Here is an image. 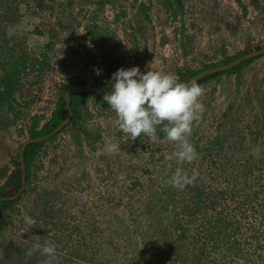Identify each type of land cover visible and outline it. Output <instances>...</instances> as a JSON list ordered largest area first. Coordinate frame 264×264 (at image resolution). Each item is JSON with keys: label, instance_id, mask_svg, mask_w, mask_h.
<instances>
[{"label": "trees", "instance_id": "16d2710c", "mask_svg": "<svg viewBox=\"0 0 264 264\" xmlns=\"http://www.w3.org/2000/svg\"><path fill=\"white\" fill-rule=\"evenodd\" d=\"M31 1L38 10L52 8L45 0ZM89 1L82 0V3ZM21 2L22 0H0V131L26 117L29 123L23 136L35 138L49 133L65 118L67 110L64 92L71 85L92 84L105 93L113 90V81L106 82L100 74V63L96 56L100 54L103 63L112 70L126 42L113 36L104 21L98 22L101 19L98 14L101 11L99 5L103 6L104 0H97L99 8L91 12L89 21L84 26L82 41H74L72 48L79 55V46H83L85 57L81 58L86 69L93 73L92 83H88L83 77L68 78L66 83L57 85L56 97L48 116L39 113L30 115L27 107L33 99L28 98L23 102L19 100V94L27 84L25 75L30 70H48L51 65L48 56L32 58L15 42L10 43L7 37L5 27L16 25L23 16ZM185 2L186 0H133L129 4V11L121 6L114 12V21L127 17L123 36L137 51L147 33L151 10L155 8L162 11L166 20L173 23V38L183 55H186L195 35L189 31L188 25L192 27V24H188L185 14L190 9L184 7ZM59 6L65 8L62 2ZM242 6L246 10L245 4ZM35 12L38 11H33ZM62 26L70 27L71 23L68 21ZM213 28L217 29V25ZM36 32L41 33L37 29ZM165 40L168 38L163 36L162 44ZM260 47V43L254 44L250 50ZM218 52L220 58L217 61H204L200 67H177L175 77L178 82L185 83L202 70L227 64L246 53L242 50L229 53L224 43L219 46ZM262 57L264 53L196 81L202 87L228 82L232 89V100L220 110V117H216L219 121L215 125V131L206 129L199 135L205 113L196 124L190 143H193L198 157L192 163L178 165L173 160L174 164L168 167L165 163L162 164L165 157L124 159L110 154H105L109 157H98L96 167L99 174L95 176L107 187L100 197L121 212L114 213L105 226H101V219L98 224L94 222L96 217L88 221L86 218L79 220L83 214L81 208L77 209L81 213L78 217L72 214L70 202L74 197L84 200L89 195V189L93 193L98 192L93 177L88 179V173L79 169L81 166L78 161L72 158L74 151L68 152L65 157L51 156L49 161L44 157L56 148L55 141L61 133L69 134L79 153L86 147L92 153L101 148L100 134L87 123L90 113L87 102L92 99L96 109L99 107L109 114L114 113L94 92L71 94L72 116L69 122L49 139L25 146V188L13 200H0V240L6 233H10V236L16 234V230L20 228L25 232H43L51 239V243L58 240L74 244V240L70 239L74 235L78 240L75 244L77 249L73 248L68 254L56 249L54 264H264V105L258 107L254 103V100L259 104L264 102L256 100L264 85V70L258 77L255 61ZM252 69L256 71L253 72ZM214 88L209 93H213ZM212 99L214 98L207 105ZM160 127L162 126L157 128V135L163 140L164 133ZM140 141L138 137L134 144ZM164 142L169 144L166 140ZM134 146L130 147L129 153L139 152ZM247 146L253 150L257 147L256 151L261 157H252V152L245 156ZM156 151H162L161 147H157ZM18 153L19 147L15 156L10 159L11 170L7 165L0 167L1 196L13 195L20 187ZM177 167H181L189 175L193 169L198 171L194 184L183 190L166 184ZM70 173L72 174L69 175ZM76 173H80L79 176ZM143 178L146 183L142 182ZM40 183H44V186L34 199L36 205L28 206L34 211L31 217L36 223L28 226L24 222L25 216L21 213L19 202L36 191L41 186ZM141 191L142 194L139 195L138 192ZM124 195L126 198H123ZM88 226L91 230L87 231L84 227ZM62 229L69 231H61ZM108 230L115 232L106 239V231L110 232ZM119 232L122 234L119 235ZM96 237L101 239L99 243ZM85 239H93L94 244H88ZM18 242L3 245V264H43L46 257L39 253L30 259L26 257L27 249L32 246L30 242ZM82 247L85 248L80 250ZM86 249H92L90 254L85 253Z\"/></svg>", "mask_w": 264, "mask_h": 264}, {"label": "rangeland", "instance_id": "374dc122", "mask_svg": "<svg viewBox=\"0 0 264 264\" xmlns=\"http://www.w3.org/2000/svg\"><path fill=\"white\" fill-rule=\"evenodd\" d=\"M45 1H47L46 3L49 6L52 5L51 9L38 10L33 1L26 0L24 2V0H22L21 11L23 16L21 20L16 25L5 27L10 43L15 42L17 46L26 50L32 58L36 56H48L50 60L51 66L48 70L42 72L30 70V72L25 75L27 84L20 92L19 100L23 102L28 98L33 99L32 103L27 107L30 115L39 113L48 116L56 97L57 85L66 83L68 78L83 77L88 83H92L93 73L86 69L81 58L82 56L85 57L83 46H79V55L75 54L72 48L74 47V41H82L81 37L85 35L84 26L88 23L91 12L97 11L99 7L101 11L98 12V14L101 19L98 22L101 23V21H104L109 28L108 31L111 32L113 36L121 39L122 42H126L124 48L119 52V58L115 61L116 63L113 65L112 70L107 67L106 63H103L100 54L96 56L100 63V74L104 77L106 82L112 80V74L118 69H129L134 66H138L142 73H146V71L151 69L163 71L175 77V70L177 67H182L184 65L200 67L201 63L204 61H217L220 58L218 49L223 43L229 53L238 50L250 51L251 45L254 44L260 43L261 46L264 45V0H240V2L237 0H186L184 7L190 10H186L185 17L188 24H192V27L190 24L188 25L189 31L195 35L192 47L186 55H183L182 49L173 38V23L166 20V15L155 8L151 10V21L147 25L145 38L141 40L139 49L135 51L133 46H131L123 36V27H125L124 21L127 20V17H122L114 21V12L119 10L121 6L126 7L129 11V4L133 0H104L103 6L99 5V7L97 0H90L84 4L82 0ZM60 2L65 5V8L62 9L59 6ZM242 4H245L246 10H244ZM33 11L38 12L33 13ZM68 21L71 23V26L63 28L62 24ZM215 25H217V29L213 28ZM36 29L41 32L39 33L40 35L37 34L38 32H36ZM163 36H166L168 40H165L162 44L161 40ZM86 44H88V41H86ZM255 63L257 65L255 69L259 71L257 75L260 77L264 70V57L260 60H256ZM255 69H252V71L254 72ZM230 86L228 82H223L214 86L210 85L208 87H203L205 95L201 97V101L205 106V116L203 118L204 122L199 128V135H202L206 129L215 131V125L219 121L218 119L216 120V117H220V110L232 100V89ZM212 87H215L212 91L213 93H209ZM211 98L214 99L207 105V102L210 101ZM256 100L264 101V85ZM254 103L258 107L264 105V102L259 104L255 100ZM87 107L90 111V113H88L87 123L91 128L97 129V132L100 134L99 142L101 148L92 153L87 151L88 148L86 147L85 150L79 153L69 134L61 133L55 141L57 143L56 148H53L51 153L49 152L44 157H47L49 161L51 156L65 157L68 152L71 153L74 151V156L72 158L78 161L81 166L79 169H84V173H88V179L93 177L98 192L93 193L89 189V195L86 196L84 200L74 197L73 201L70 202L72 204V214L78 217L81 213L77 211V209L81 208L83 214L79 220L81 218H83L82 220L86 218V221H88L96 217L94 222L98 224V222H101L99 219H101V226H105L107 220L110 221L114 213L119 214L120 212V209L112 208L106 199L100 197L107 187L100 178L95 176L99 174V170L96 167V162L99 160L98 157H109L105 155L107 154L104 150L106 142L112 140L118 143L121 151L113 155L114 157L118 156L124 159H127V157H165L166 154L175 150V145L165 143L164 139H158L156 142L151 143L154 145H151L143 135L139 137L141 140L140 143L134 144V141L129 140L125 134L114 127L113 120L115 114H109L106 110H102L99 107L96 109L92 99L87 102ZM213 113L215 114L214 117ZM28 123L29 120L24 117L19 119L16 123H13L7 129L0 131V167L7 165L9 170H11L12 165L10 159L15 156L16 149L25 138L23 135L26 132ZM196 124L197 123L194 124L193 129ZM189 140L192 142L191 136ZM133 145H135L134 147L137 148L140 153H143V155H140L139 152L129 153L128 151ZM149 145L151 150L148 148ZM159 146L162 151H156V148ZM142 149H149V151H143ZM256 149L257 147L253 150L251 147L247 146L244 155L247 156L252 152V157H261ZM163 161L162 164L165 163L168 167L174 164L173 160L167 161L164 159ZM46 163L48 164L47 161ZM43 170L46 169L43 168ZM71 174L72 173L69 175ZM79 174L80 173H76V176H79ZM141 180L143 183H146L144 178ZM1 182L0 180V184ZM40 184L41 186L36 189V191L31 192L19 202V207L22 208L21 213L23 216L31 217V213L34 212L33 209L28 206L36 205L34 199L38 193L41 192V188L43 189L42 186H44V183ZM72 189L74 190V188ZM138 193L141 195L142 191ZM121 195L123 194L121 193ZM74 196H76V194ZM123 198H126V196L124 195ZM85 223L89 225L88 222ZM115 223L118 224V221ZM115 226L118 225H114V227ZM84 228L87 231L91 230L90 226ZM61 231L69 230L62 229ZM114 232L115 231H106V239H108L107 236ZM118 234L120 235L122 232ZM10 235V233H6L0 240V264H3V245H9L13 242L19 243L18 241L20 240H26L31 244L37 242L43 245L45 243H51V239L47 238V234L44 235L43 232L37 233L35 230L25 232L24 229L20 228L16 230V234L13 233L12 236ZM71 237L72 236H70V239L74 240V244H69L65 241L59 242L58 240H53L52 243L55 245L56 249H58L57 251L60 250V252L63 251L64 254H68L73 248L77 249V245L75 244L78 240H76L74 235L72 238ZM99 239L98 237V243L100 242ZM85 241L88 244L93 243V239L88 241L85 239ZM79 246L81 247L80 244H78V247ZM84 248L85 247H82L80 250ZM91 250L92 249H86L85 253L90 254ZM123 250L124 248L121 251ZM121 251L120 253H122ZM26 260L27 258L24 259V261Z\"/></svg>", "mask_w": 264, "mask_h": 264}, {"label": "clouds", "instance_id": "9594fccd", "mask_svg": "<svg viewBox=\"0 0 264 264\" xmlns=\"http://www.w3.org/2000/svg\"><path fill=\"white\" fill-rule=\"evenodd\" d=\"M112 91L103 95V101L115 114L114 127L125 134L129 140L135 141L142 135L149 143L156 142L159 137L157 128L164 133V139L175 145V150L166 154L167 161L175 160L178 165L192 163L198 157L189 137L193 126L198 123L205 111L201 97L204 88L196 83L178 82L173 75L159 70H148L142 73L138 66L129 69L120 68L112 74ZM87 85V84H86ZM105 152L113 155L121 151L120 145L112 140L105 144ZM199 173L195 169L191 175L181 167L165 182L183 190L194 184ZM24 222L32 226L36 221L25 216ZM46 257L43 264H54L56 247L53 243H34L25 255Z\"/></svg>", "mask_w": 264, "mask_h": 264}, {"label": "water", "instance_id": "95a60500", "mask_svg": "<svg viewBox=\"0 0 264 264\" xmlns=\"http://www.w3.org/2000/svg\"><path fill=\"white\" fill-rule=\"evenodd\" d=\"M263 53H264V45L261 46L260 48L247 51L246 53L242 54L241 56L237 57L236 59L230 61L227 64L218 65L217 67H212L209 69L202 70L199 73L192 76L190 79H188L185 83H191L193 81L196 82L197 80H199L200 78H202L206 75H209V74H212V73H215L218 71L226 70V69L231 68L235 65H238L239 63H241L247 59L256 57V56L261 55ZM89 91L96 93L102 99H103V95L105 94V92L103 90L97 88L96 86H94L92 84L71 85L64 92V102H65V107L67 110V114H66L65 118L56 127H54L49 133L42 135V136H39V137H35V138L25 137L21 141L20 146H19V153H18L19 154V161H20V173H21L20 187L13 195H9V196H1L0 195V200H2V201L13 200V199L17 198L20 195V193L23 191V189L25 188L26 171H25L24 156H23V151L25 149V146L31 142L45 141V140L49 139L51 136H53L54 134L58 133L69 122V120L72 116V110L70 107V96H71V94L89 92Z\"/></svg>", "mask_w": 264, "mask_h": 264}, {"label": "built area", "instance_id": "2783aa9c", "mask_svg": "<svg viewBox=\"0 0 264 264\" xmlns=\"http://www.w3.org/2000/svg\"><path fill=\"white\" fill-rule=\"evenodd\" d=\"M53 107V106H52Z\"/></svg>", "mask_w": 264, "mask_h": 264}]
</instances>
